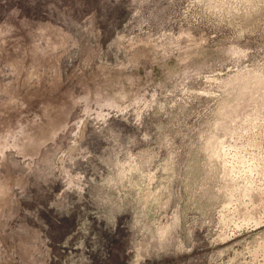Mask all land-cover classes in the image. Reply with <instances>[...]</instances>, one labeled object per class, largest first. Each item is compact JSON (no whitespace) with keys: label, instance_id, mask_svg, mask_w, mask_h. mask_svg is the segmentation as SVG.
<instances>
[{"label":"rangeland","instance_id":"374dc122","mask_svg":"<svg viewBox=\"0 0 264 264\" xmlns=\"http://www.w3.org/2000/svg\"><path fill=\"white\" fill-rule=\"evenodd\" d=\"M0 264H264V0H0Z\"/></svg>","mask_w":264,"mask_h":264},{"label":"bare ground","instance_id":"6f19581e","mask_svg":"<svg viewBox=\"0 0 264 264\" xmlns=\"http://www.w3.org/2000/svg\"><path fill=\"white\" fill-rule=\"evenodd\" d=\"M234 114V113H233ZM263 203V202H262ZM259 205V204H258ZM246 216V215H245Z\"/></svg>","mask_w":264,"mask_h":264}]
</instances>
